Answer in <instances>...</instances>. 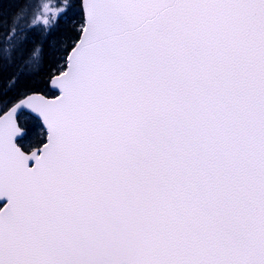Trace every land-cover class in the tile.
<instances>
[{
    "label": "snow or ice",
    "instance_id": "obj_1",
    "mask_svg": "<svg viewBox=\"0 0 264 264\" xmlns=\"http://www.w3.org/2000/svg\"><path fill=\"white\" fill-rule=\"evenodd\" d=\"M0 264H264V0L0 10Z\"/></svg>",
    "mask_w": 264,
    "mask_h": 264
},
{
    "label": "trees",
    "instance_id": "obj_2",
    "mask_svg": "<svg viewBox=\"0 0 264 264\" xmlns=\"http://www.w3.org/2000/svg\"><path fill=\"white\" fill-rule=\"evenodd\" d=\"M17 3L18 0H0V10H2L4 13L6 14H12L16 11V7H17ZM54 40L57 41V47L59 46V37H53ZM48 50L46 49V52ZM14 69H5L4 70V78H7V76L13 71ZM44 77L40 76V77H36L33 80V83L35 84H39L42 86V81H43Z\"/></svg>",
    "mask_w": 264,
    "mask_h": 264
}]
</instances>
